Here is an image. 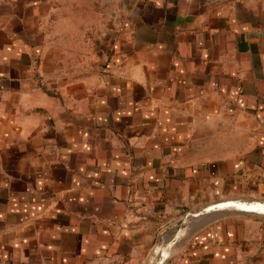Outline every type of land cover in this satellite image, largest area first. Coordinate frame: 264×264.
I'll list each match as a JSON object with an SVG mask.
<instances>
[{
	"label": "crops",
	"instance_id": "crops-1",
	"mask_svg": "<svg viewBox=\"0 0 264 264\" xmlns=\"http://www.w3.org/2000/svg\"><path fill=\"white\" fill-rule=\"evenodd\" d=\"M262 203L264 0H0V264H264Z\"/></svg>",
	"mask_w": 264,
	"mask_h": 264
},
{
	"label": "water",
	"instance_id": "water-1",
	"mask_svg": "<svg viewBox=\"0 0 264 264\" xmlns=\"http://www.w3.org/2000/svg\"><path fill=\"white\" fill-rule=\"evenodd\" d=\"M258 208H259V209H257V211L260 210V212H263V213H264V203L259 204V205H258ZM213 209H215V208H213ZM213 209H212V208H211V209H207L205 212H208V211L213 210ZM205 212H204V213H205ZM162 263H163V260L160 261V262H158V264H162Z\"/></svg>",
	"mask_w": 264,
	"mask_h": 264
}]
</instances>
